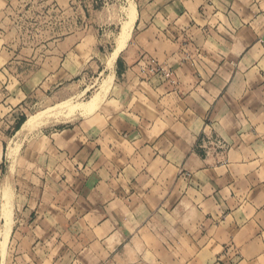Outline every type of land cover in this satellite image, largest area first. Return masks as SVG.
<instances>
[{
	"label": "crops",
	"instance_id": "obj_1",
	"mask_svg": "<svg viewBox=\"0 0 264 264\" xmlns=\"http://www.w3.org/2000/svg\"><path fill=\"white\" fill-rule=\"evenodd\" d=\"M140 3L115 65L123 96L110 93L97 123L49 133L60 180L34 207L40 259L264 264V0ZM132 85L141 109L125 101ZM207 132L226 142L222 156L198 150Z\"/></svg>",
	"mask_w": 264,
	"mask_h": 264
},
{
	"label": "rangeland",
	"instance_id": "obj_2",
	"mask_svg": "<svg viewBox=\"0 0 264 264\" xmlns=\"http://www.w3.org/2000/svg\"><path fill=\"white\" fill-rule=\"evenodd\" d=\"M130 1L0 0V46L9 47V53L0 56V61L11 57L6 69L0 68V264H50L49 260L40 259L43 249L41 245L36 248L34 239L38 234L33 224L39 215L35 214V205L42 198L49 199L42 191L55 189L60 180L59 165L54 164L58 161L57 152L50 148L49 133L55 128L78 126L82 121L84 125L97 123L99 109L110 93L123 96L124 89L114 88V82L122 81V76L119 81L115 72L107 88L103 82L112 72L107 60L118 44L127 7L140 1V7L144 8L146 0ZM136 34L134 29L120 55L130 43L134 44ZM148 63L152 71L162 73L175 83L171 70L158 67L161 65L153 59ZM25 90L26 103L12 111L10 107L14 109ZM135 90L133 85L126 90L125 101L141 109L148 101L143 96L136 97ZM96 94L102 99L93 112L81 113L78 107L75 111L64 108L30 133H17V125L24 117L27 119L64 101L81 105ZM8 96L11 99L4 105ZM116 105L113 100L106 107ZM225 143L221 136L207 132L201 137L198 150L208 157L218 158L227 149ZM15 147H20L18 152ZM26 223L32 226H24Z\"/></svg>",
	"mask_w": 264,
	"mask_h": 264
},
{
	"label": "bare ground",
	"instance_id": "obj_3",
	"mask_svg": "<svg viewBox=\"0 0 264 264\" xmlns=\"http://www.w3.org/2000/svg\"><path fill=\"white\" fill-rule=\"evenodd\" d=\"M132 1V0H131ZM130 1V2H131ZM129 3V2H128ZM125 9V8H124ZM123 9V10H124ZM138 17V9H137V5L133 2L131 3L126 10V14H125V19L122 20V24H121V29L119 32V36L118 38V44H116L117 46L115 47V49L111 52V55L109 56L108 60H107V65L108 67L112 70V72L105 78V81L103 82L105 84V88L109 87L113 81L114 75H115V65H116V61L118 59V56L120 54V52L127 46L130 37H131V33L133 30V27L135 26L136 20ZM117 41V40H116ZM102 83V82H101ZM104 87V86H103ZM103 89V88H102ZM108 91V89H106ZM102 97L100 95H94L89 101L85 102L84 104L81 105H77V104H70L68 102H65L66 104L62 105V103H59L55 106L46 108L45 110H43L42 113H37V114H32L29 117H27V119L23 122L21 128L19 129V132L22 133V131H33L39 124H46V122H48L49 118L55 114H57L58 112H63L64 108H67L68 110H73L75 111L76 107H78V110H80L81 113H87V112H93L98 105L100 104L99 102L101 101ZM69 100V99H68ZM73 100V99H72ZM70 102V101H69ZM72 102V101H71ZM68 103V104H67ZM61 105V108L58 107ZM69 112V111H68ZM67 113V112H66ZM77 113V112H76ZM75 114V113H74ZM92 114V113H91ZM61 115V114H60ZM70 115V114H69ZM68 115V116H69ZM77 115V114H76ZM88 115H90L88 113ZM56 117V115H55ZM59 117V116H58ZM70 117V116H69ZM67 117V118H69ZM54 119V118H53ZM51 120V119H50ZM60 121V120H59ZM64 121V120H63ZM61 122V121H60ZM67 122V121H66ZM28 133V132H27ZM20 135V134H19ZM23 135V134H22ZM18 137V136H17ZM25 137V136H24ZM28 137V136H26ZM19 139V138H18ZM26 139V138H25ZM24 140V139H23ZM21 141V140H20ZM10 142V141H9ZM14 143V142H13ZM23 143V142H22ZM15 144V143H14ZM20 146V145H19ZM11 147V146H10ZM21 147V146H20ZM19 147V148H20ZM8 148V147H7ZM16 148V147H15ZM19 148H16L19 149ZM13 149V148H12ZM14 151V150H13ZM15 152V151H14ZM18 152V150H17ZM14 154V153H13ZM9 157V156H8ZM9 160V159H8Z\"/></svg>",
	"mask_w": 264,
	"mask_h": 264
},
{
	"label": "trees",
	"instance_id": "obj_4",
	"mask_svg": "<svg viewBox=\"0 0 264 264\" xmlns=\"http://www.w3.org/2000/svg\"><path fill=\"white\" fill-rule=\"evenodd\" d=\"M25 120H26L25 117L22 118V121L17 125L18 130L21 128V125L23 124V122H24Z\"/></svg>",
	"mask_w": 264,
	"mask_h": 264
},
{
	"label": "built area",
	"instance_id": "obj_5",
	"mask_svg": "<svg viewBox=\"0 0 264 264\" xmlns=\"http://www.w3.org/2000/svg\"><path fill=\"white\" fill-rule=\"evenodd\" d=\"M167 76H170V73H167Z\"/></svg>",
	"mask_w": 264,
	"mask_h": 264
}]
</instances>
